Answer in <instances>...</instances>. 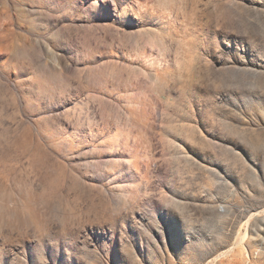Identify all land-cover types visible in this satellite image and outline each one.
Instances as JSON below:
<instances>
[{
	"label": "rangeland",
	"instance_id": "374dc122",
	"mask_svg": "<svg viewBox=\"0 0 264 264\" xmlns=\"http://www.w3.org/2000/svg\"><path fill=\"white\" fill-rule=\"evenodd\" d=\"M0 264H264V0H0Z\"/></svg>",
	"mask_w": 264,
	"mask_h": 264
},
{
	"label": "bare ground",
	"instance_id": "6f19581e",
	"mask_svg": "<svg viewBox=\"0 0 264 264\" xmlns=\"http://www.w3.org/2000/svg\"><path fill=\"white\" fill-rule=\"evenodd\" d=\"M128 114H130L132 116V112L130 110H127ZM51 176L54 178V173L52 172ZM59 181V178H58ZM241 235V234H240ZM241 241V240H240Z\"/></svg>",
	"mask_w": 264,
	"mask_h": 264
}]
</instances>
